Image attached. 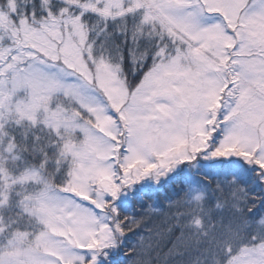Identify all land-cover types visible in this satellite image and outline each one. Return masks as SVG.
I'll return each mask as SVG.
<instances>
[{
    "label": "snow or ice",
    "instance_id": "snow-or-ice-1",
    "mask_svg": "<svg viewBox=\"0 0 264 264\" xmlns=\"http://www.w3.org/2000/svg\"><path fill=\"white\" fill-rule=\"evenodd\" d=\"M0 264H264V0H0Z\"/></svg>",
    "mask_w": 264,
    "mask_h": 264
}]
</instances>
